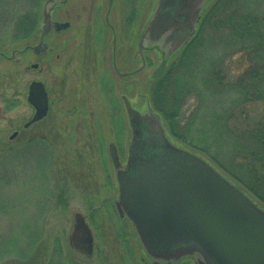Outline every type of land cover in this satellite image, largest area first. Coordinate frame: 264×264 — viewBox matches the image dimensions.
<instances>
[{
    "label": "rangeland",
    "instance_id": "obj_1",
    "mask_svg": "<svg viewBox=\"0 0 264 264\" xmlns=\"http://www.w3.org/2000/svg\"><path fill=\"white\" fill-rule=\"evenodd\" d=\"M66 1L56 8L54 17L61 22H70V27L45 37L53 47L49 56L38 60L33 56L25 57L21 64L0 60V264H115L118 251L134 252L136 258L132 264H149L140 247L131 248V239L122 248L109 244L107 238L98 239V236L116 237L120 233H107L109 226L121 231L116 227L119 226L117 220L120 219L112 203L115 188L107 145L115 142L125 159L128 130L125 126L122 127L121 136H117L116 131H120V118L125 123L124 112L106 111L110 99L118 107L121 106V84L112 66V36L106 29L104 32L107 33L99 36L96 41L91 32L88 33L93 22L89 6L91 0ZM144 1L116 0L114 4L111 22L117 25L118 52L121 51V56L128 38L125 31L129 36L135 32L134 40L128 44L127 54L122 56V59L126 57L127 65L118 63L119 71L135 69L141 65L137 42L156 0ZM44 3L45 0H0L1 50L9 54L14 48L36 41L35 34L28 37L25 35L26 31L22 33L20 28H28L31 22L35 25L37 22L41 23ZM237 3L240 12L264 14V0H237ZM132 5L134 13H130ZM128 12L134 15V20H131L134 23L124 26L121 18L124 13L128 15ZM191 46L188 56L189 59L192 57V69L196 72L203 63L207 64L213 49L217 52L223 50L220 35L209 31L208 27L201 31ZM240 49H234L232 60L226 56L225 64L228 68L231 67L230 60L236 59ZM143 50L149 67L134 76L139 79L140 85L135 84L133 91H130L138 109L144 105V98L139 97V93L150 96L152 83L148 75L165 56L158 49L146 46ZM180 54L181 50L168 63L174 57L181 63ZM34 62L39 67L31 70L29 65ZM207 69H211V65ZM31 79L43 81L47 88L56 85L53 122L41 123L31 130L32 133L39 132L45 136L44 143L49 147L47 150L41 147L40 142H27L28 132H24L16 140L9 139L14 129H21L23 122L31 116V108L25 98ZM200 86L201 81L198 78L188 85L191 92L182 98L183 103L179 105L177 117L173 120L177 123L178 131L192 124L191 116L193 113L195 115V111L215 109L214 99L209 97L207 105L202 104L199 107L201 97L197 88ZM168 103L170 105L166 110L172 111V104L169 101ZM253 108L258 111L257 105ZM75 109L79 110L72 111ZM196 121L198 122V118ZM193 124L195 131L198 123ZM166 125L169 130L168 121ZM169 135L180 147L200 155L184 138L174 137L170 133ZM193 135L194 133L191 137ZM75 212L81 213L91 225L98 250L102 243H107L105 253L109 255V261L105 257L96 259V256L88 261L70 249L68 235ZM181 262L195 264L189 259Z\"/></svg>",
    "mask_w": 264,
    "mask_h": 264
},
{
    "label": "water",
    "instance_id": "obj_2",
    "mask_svg": "<svg viewBox=\"0 0 264 264\" xmlns=\"http://www.w3.org/2000/svg\"><path fill=\"white\" fill-rule=\"evenodd\" d=\"M57 1L45 0L40 43L33 51L43 45L46 28L58 32L70 26L52 20ZM211 2L156 0L137 43L140 54L146 46L165 54L151 80L160 78L169 59L191 40ZM123 99L131 136L125 164L115 144H109L117 189L114 205L118 216L131 222L151 264H178L187 258L195 264H264V208L202 156L175 143L148 100L140 111ZM28 102L36 111L26 126L46 114L41 82L30 84ZM74 220L81 224H73L69 243L89 256L90 230L79 213Z\"/></svg>",
    "mask_w": 264,
    "mask_h": 264
},
{
    "label": "trees",
    "instance_id": "obj_3",
    "mask_svg": "<svg viewBox=\"0 0 264 264\" xmlns=\"http://www.w3.org/2000/svg\"><path fill=\"white\" fill-rule=\"evenodd\" d=\"M200 21L197 33L179 55L181 63L174 57L165 74L151 81L152 105L168 121L171 135L188 141L193 150L264 206V14L240 12L237 0H214ZM206 27L220 35L223 50L213 49L207 64L196 72L189 48ZM237 47L241 48L239 55L231 61ZM226 56L231 59L230 68ZM209 65L211 69H207ZM197 78L201 81L199 107L207 105L209 97L214 99L215 109L195 111L192 124L178 131L173 120L182 98L191 92L188 85ZM168 101L172 111L166 110ZM255 105L258 111H254ZM194 122L198 123L195 131Z\"/></svg>",
    "mask_w": 264,
    "mask_h": 264
},
{
    "label": "flooded vegetation",
    "instance_id": "obj_4",
    "mask_svg": "<svg viewBox=\"0 0 264 264\" xmlns=\"http://www.w3.org/2000/svg\"><path fill=\"white\" fill-rule=\"evenodd\" d=\"M84 2H86V1L84 0ZM143 2H145V1L143 0ZM115 3H116V0H91L89 2V6L91 7L90 11L93 14V17H92L93 18V22L91 23V28H93V29L90 28L88 33L91 32V34L93 35L92 38L95 39L96 41L99 40L98 39L99 36H101V35L103 36V35H105L107 33V31L104 32L106 29L108 30V33L111 34V36H112V45H111V58H112V62H113L112 66H113L114 72H116L117 80L121 84L122 93L119 95V101H120V105L121 106L118 107L117 103L114 102L113 99H110L106 111H123L124 112L125 123H123V119L120 118L121 122H120V124L118 123L119 124L118 128H120V131L117 130L116 131V135L117 136L120 135V133L123 131L122 127L125 126L127 128V130H128V139H127V144H126V156H125V159L122 158V153L123 152H121V150L118 149V145L115 142H110V143H114L115 144V146L117 148V152H118L119 158H120V161H121L122 164H125L126 160H127V155H128V145H129V142H130L131 133H130L129 125H128L126 108H125V103H124L123 96L126 97V99L130 102V104L135 109H138V108L135 107V104H134V98H133L134 95L130 91H133L135 84L140 85L139 79L135 78L134 76L139 74V73H141V72H143L147 67H149V64H148L149 62H148V59H146L145 53L143 52L144 50H142V53L141 54L139 53V62H140L141 65L138 68L130 69V70H126V71H119L118 63H119V65H121V64L127 65L126 57L124 59H122V56H123V54H125V55L127 54V51L129 50V45L128 44H130V42L132 43V41L134 40V33L135 32L132 34V36H129V35H127V32L125 31V34H126V36L128 38H127V42H126V45H125L126 47L123 49L122 56H121V51L118 52V34H117V29H116L117 25L115 26L113 24V22H111V17L113 15V11H114L113 8H114V4ZM57 4L55 2V7H54V10H53V14H52V20L53 21H58L54 17V15H55L54 12L57 11L56 8L61 6V5H63V4H65V2H63V0H60V1H57ZM134 12H135V9L133 8V5H132V9H131L130 13H134ZM130 13L128 12V15H127V13H124L122 18H121V21L124 22L123 23L124 26H128V25H131V24L134 23V22L131 23V20H134V15H132ZM58 22H61V21H58ZM85 27L86 26H84L83 29H82V36L83 37H84L83 32L85 31ZM20 30H21L22 33H24V31H26L25 35L28 36V37H30L32 34H35L36 35V41L34 43L25 44L21 48H14V49H12L10 51L9 54L4 52L0 48V60L4 59V60H7V61H11V62H13L15 64H21L23 62V60L25 59V57L33 56L37 60L38 59H42L44 57H47L53 51V47L45 40V37H47L51 33H55L56 34V33H60V32L63 31L62 30L60 32H56L53 28H50V29L46 28V31H48V32L45 33L42 36L43 45L40 48H38L37 51H33V47L40 43V37H41V34H42V29L40 27V23L37 22V24L35 25V23L31 22V24L28 25V28H26V29L20 28ZM115 34H116V36H115ZM90 51H92V49ZM97 52H99V51H97ZM95 54H96V52H95ZM96 55H98V54H96ZM58 57H59V55H57V58ZM117 58H118V60H117ZM33 65H36V66L33 67ZM38 67H39V64L36 63V62L31 63L29 65V68H31V70H35ZM81 69H82V66H81ZM150 75H151V72L148 75L149 78H150ZM32 82H41L42 83V85L44 87V90L46 92V97H47V111H46V114H45V116L43 118H41L40 120L35 121V122L29 124L28 126H26L31 121V119L33 118V116L35 114V111H36L34 106L28 102V91H29V86H30V84ZM60 84H62V86H64L63 82H61ZM55 88H56V85H53L52 87L50 86V88H47L43 81L38 80V79H31V81L28 84L26 95H25L26 102L28 103V105L31 108V116L26 121L23 122L21 129H14V131L12 132L10 137L13 134H15V135L13 136L12 139H10V137H9L10 141L16 140L24 132H28L29 135H28V141L27 142H29V143L40 142L41 143L40 145H41V147L43 149L47 150L49 148V147L47 148L46 144L44 143L45 136L40 134L39 132L32 133L33 131L31 132V130L35 126H37V125H39L41 123H44V122H50L51 123V122H53L52 110H53V105H54L53 96H54V93H55ZM80 88L82 89V83H81V87ZM139 88L140 87L138 86V88H137L138 92H139ZM108 91H109V89H108ZM17 97H18V95H17ZM139 97H141V98L143 97L144 98V101H143L144 105H143V107L141 109H138V110L144 111L145 110V106H146V101L148 100L150 105H151L152 104L151 100L149 99V97H146L144 94H140L139 93ZM18 102L19 101L17 100L16 103H18ZM78 110L79 109H75V110H72V111H78ZM82 111H84V110L82 109ZM117 122H118V116H117V119H116V124H117ZM109 144L107 145L108 154H109ZM111 169H112L113 178H114L113 179V185H114V188H115V190H114L115 191V195L114 196H117V189H116V186H115L116 183L114 184L115 175H114V170L112 168V163H111ZM113 185L111 184V187ZM114 198H113V201H112L113 205H114V200H115ZM73 223L81 224V222H76V221L72 220V224ZM117 224L119 226H116V227H118V229H120L121 231L115 230L114 226H109L110 229H108L107 233L120 232L116 236V237H120L119 239H116V237H114L113 235H111V236L110 235L109 236L105 235L104 237H99L98 236V239H103V238L106 239L107 238V239H109V244L114 245L117 248L121 247L122 245H125L131 239L133 241V244H132L133 247H131V248L138 247L137 246V242L135 240L136 238L134 236V232H133V228H132L131 222L128 219H120V220H117ZM88 225H89V227H90V229L92 231L91 225L89 223H88ZM80 232L78 233L79 235H80ZM82 232H83V227H82ZM93 234L94 233L92 231V235ZM122 234H123V236H121ZM128 234L130 236H128ZM92 240L93 241H92V252H91V255H89V256L85 255L84 256V252H82V257L86 258L88 261H91L93 258H95V256H96V259H99V258L100 259H104V257H105L106 260L109 261V255H107L105 253L106 249L108 248L107 243L106 242L102 243V247L98 250L97 249V245L94 242V240H95L94 239V235H93V239ZM123 248H124V250H126L125 246ZM122 252L118 251V254L115 255V258H116L115 264H132L133 261L136 258V257H134L135 253L132 252V251H125V252L122 251ZM143 259L145 260V257H143ZM147 259H148V261L150 263L149 258H147ZM118 261H120V262H118ZM108 264H112V263L108 262Z\"/></svg>",
    "mask_w": 264,
    "mask_h": 264
}]
</instances>
